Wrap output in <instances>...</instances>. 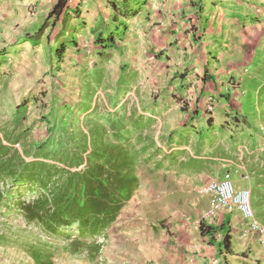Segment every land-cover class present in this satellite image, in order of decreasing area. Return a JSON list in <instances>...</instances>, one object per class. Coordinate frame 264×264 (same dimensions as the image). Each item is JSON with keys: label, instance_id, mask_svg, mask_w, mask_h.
Listing matches in <instances>:
<instances>
[{"label": "rangeland", "instance_id": "obj_1", "mask_svg": "<svg viewBox=\"0 0 264 264\" xmlns=\"http://www.w3.org/2000/svg\"><path fill=\"white\" fill-rule=\"evenodd\" d=\"M16 19L11 27L0 14V264H206L221 225L240 235L235 210L204 216L210 194L200 190L227 173L236 190H249L264 225V43L239 71L224 67L217 92L177 94V82L187 90L193 80L168 78L171 64H160L157 80L145 61L144 71L125 72L117 95L111 79L121 73L109 63L119 43L107 33L97 43H62L74 37L62 31L69 18ZM123 95L128 119L143 127L114 126L123 112L109 109ZM158 100L160 111L173 110L147 108ZM92 177L106 185L87 189L84 207L55 212L72 185Z\"/></svg>", "mask_w": 264, "mask_h": 264}, {"label": "crops", "instance_id": "obj_2", "mask_svg": "<svg viewBox=\"0 0 264 264\" xmlns=\"http://www.w3.org/2000/svg\"><path fill=\"white\" fill-rule=\"evenodd\" d=\"M56 1L0 0V14L7 16L9 25L14 27L21 22L17 23V13L33 17L49 14ZM112 6L122 8L124 14L119 10L114 11ZM63 17L69 18L71 22L62 31L66 34L72 32L74 37L62 43H97L96 36L101 33L103 36L104 32L108 34L110 43H119L109 63L111 69H119L122 74V77L121 74H115V78L111 79L114 90H118L117 95L125 79L128 81L125 72L144 71L148 66H145V61H149L153 71L158 73L152 76L157 80L160 79L159 73H165V68L160 64L163 67L172 65L168 78L184 73L183 78H177L178 81L193 80L192 88L187 90L177 82L173 87L177 94L184 91L207 93L206 90L209 92L215 88L217 92L218 78L223 76L224 67H228L229 72L239 71L241 64L250 61L258 53L261 43H264V0H67L66 7L56 20ZM116 34L119 39H115ZM145 48L148 52H154L155 58L143 56L141 53ZM221 56H224L226 64ZM117 95L113 94L112 99ZM133 95L136 98L138 94L133 92ZM134 101L135 110L144 113L139 100L136 98ZM169 101L166 98V103ZM117 103L109 109L123 112L117 117L119 123L114 124L115 127L144 126L140 120L134 124V120L128 119L126 95L120 97ZM160 104L158 100L154 105H147V108L158 112ZM224 104L219 101L218 113L225 108ZM161 108L162 115L173 110L170 104L162 105ZM218 113L214 117L217 120ZM202 116L199 106L194 110V117ZM214 118L211 122L215 121ZM158 123L172 128L175 119L166 118L165 122L159 119ZM224 229V225H221L222 239L208 250L205 249L215 256L211 261L203 258L206 264H264V247L253 243L255 238L252 234L243 238L238 231L230 230L227 246ZM205 251L202 257H206Z\"/></svg>", "mask_w": 264, "mask_h": 264}, {"label": "built area", "instance_id": "obj_3", "mask_svg": "<svg viewBox=\"0 0 264 264\" xmlns=\"http://www.w3.org/2000/svg\"><path fill=\"white\" fill-rule=\"evenodd\" d=\"M214 107L215 100L210 98L206 108L212 112ZM200 191L210 194V206L204 215L206 218H214L223 210H235L241 220L240 236L244 238L252 234L255 242L264 247V225L254 216L249 190H236L233 187L230 174L227 173L220 180L211 181Z\"/></svg>", "mask_w": 264, "mask_h": 264}, {"label": "trees", "instance_id": "obj_4", "mask_svg": "<svg viewBox=\"0 0 264 264\" xmlns=\"http://www.w3.org/2000/svg\"><path fill=\"white\" fill-rule=\"evenodd\" d=\"M66 3L67 0H57L55 2V4L52 6V9L50 10L48 17H52L54 18V20L58 19L61 15L62 10L66 7ZM116 11H120V9L118 7H113ZM121 14H124V11H120ZM37 36V35H36ZM59 49H62V46H60ZM20 181H27V180H32V178L30 177H24V178H20ZM96 184V186H99L98 189L101 186L106 185V180L101 178V177H92L90 179H85V180H81L80 182L75 183L74 185H72L71 187V191L68 195H66V202L64 203L63 208L62 207H56L55 206V212L59 211L62 214H69L71 213L72 210L75 211V208L78 207H84L86 202L85 201V197L89 194L87 193V189L89 190L90 187H93V184ZM96 188V187H95ZM97 189V190H98ZM91 192V190H90ZM98 194L99 191H98ZM202 227V225H201ZM203 229L207 230L208 227H203ZM207 232V231H205ZM205 232L203 231V234H205ZM224 240H225V245H229L228 240H229V236L228 233L226 232L224 234Z\"/></svg>", "mask_w": 264, "mask_h": 264}]
</instances>
